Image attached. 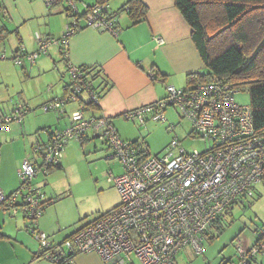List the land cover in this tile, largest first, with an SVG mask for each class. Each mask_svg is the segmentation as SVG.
Listing matches in <instances>:
<instances>
[{"label": "built area", "instance_id": "obj_1", "mask_svg": "<svg viewBox=\"0 0 264 264\" xmlns=\"http://www.w3.org/2000/svg\"><path fill=\"white\" fill-rule=\"evenodd\" d=\"M60 1L74 14V21L67 25L60 39L42 38L35 33L38 48L26 54L30 62L45 52L49 44H59L66 58L67 37L79 26L80 16L76 0H43L47 7ZM106 6L103 2L85 6L81 16L84 24L114 30L110 17L116 13H109V17ZM15 63L20 64L21 59L15 57ZM84 71L82 66L66 63L71 85L64 97L55 98L45 109H59L65 102L79 101L81 95L97 102L99 94ZM192 86L178 89L167 85L164 98L128 111L125 116L142 122L145 113H150L153 119L163 120L162 108L174 102L190 121L192 134L212 140L217 146L213 152L188 151L175 137L162 154H141L133 144L119 137L112 122L105 117L86 118L84 104L71 112L70 123L64 131L52 132L45 143L36 142L33 150L40 155L44 165L42 173H45V165L59 162L67 140L79 138L90 127L99 128L101 139L123 166L122 174L107 178L115 184L119 204L76 230L62 245H54L38 228L31 230L42 256L54 264H73L75 255L92 251L102 261L116 257L125 264L131 262L134 255L140 264H174V254L179 247L190 244L196 251H202L200 242L205 239V232L226 207L235 201L242 204L253 196L255 183L264 185V134L253 133L250 105H238L231 88L216 79ZM15 118L16 114L0 116V131L8 128ZM38 168L34 161L22 160L17 170L21 186L12 194L0 189L1 208L10 207L7 212L15 214L16 202H20L18 205L25 218L41 216L44 195L31 184ZM260 246L264 248V235ZM245 250V247L239 250L241 255ZM255 250L257 248L252 252Z\"/></svg>", "mask_w": 264, "mask_h": 264}, {"label": "rangeland", "instance_id": "obj_2", "mask_svg": "<svg viewBox=\"0 0 264 264\" xmlns=\"http://www.w3.org/2000/svg\"><path fill=\"white\" fill-rule=\"evenodd\" d=\"M94 1L76 0L78 12L82 10L85 2ZM117 1L107 0L105 3L114 9L116 7L113 6ZM58 10L57 6L51 7L50 14L44 18L43 27L37 29V32L40 31L42 35H49L54 39L62 36L67 24L73 22L75 17L67 16L66 12L58 13ZM80 21L84 23L83 18ZM19 38L22 40L21 45L25 40L27 43L32 42L34 31L31 32V38L28 33L24 35L10 33L1 44L0 95L7 90L9 93H14L13 100L10 101L8 98L4 103L0 102V109L4 112L3 105L9 104L8 108H11L12 103L24 100L28 111L23 116L20 125H22L25 136L30 140L28 149L29 154L32 155L36 141L46 142L50 131L62 132L69 124L71 108L68 104L65 105L67 111H63L64 103L59 113L58 110H45L43 101L50 102L51 99L64 97L67 92L62 90V84L70 82V78L60 57L49 61L50 66H43V69L35 62L30 64L27 59L20 58L23 65L22 63L14 64L13 50L18 45ZM41 55L48 56L40 53L39 56ZM234 99L238 104H249V95L246 90L234 93ZM70 102L78 103L77 101ZM164 115L166 118L164 121L154 120L147 115L144 122L127 119L125 116H116L112 118V124L115 129L123 125L127 136L118 131L120 136L126 141H134L135 143L132 144L136 148L140 147L151 155L161 154L174 137L180 139L182 146L188 151L192 149L205 151L212 145V140L201 138L197 134L189 135L191 123L180 114L177 106H168L164 110ZM11 124L12 122L9 127ZM86 133L87 138L83 141L69 139L64 144L60 158L61 168L48 169L46 167V173H42V168H40L33 178V187L40 184L38 187L45 192V199L50 200L41 216L37 219H23L10 215L13 219L22 222L16 234L24 233L35 241L37 246L39 243L31 233V229L36 226V223L39 224L40 219H45L54 226L49 232L39 229L45 232L50 240L57 242L66 233L98 218L120 200L114 182L107 181V176H118L123 172L120 159L112 156L111 149L100 136L95 137L101 133V129L96 131L90 128ZM40 160L39 156L38 161ZM17 180L18 187L20 180L19 178ZM253 192V196L247 198L242 204H233L229 208L220 221L224 227L220 233H217L216 229H211V233L216 236L210 241L203 242L202 253H195L190 247L183 248L176 255V263L223 264L226 259H231L233 263H236L238 247H251L256 240L258 230L264 229V185L262 182L254 184ZM132 259L133 264H140L133 255ZM256 261L255 264H264V250L257 254Z\"/></svg>", "mask_w": 264, "mask_h": 264}, {"label": "crops", "instance_id": "obj_3", "mask_svg": "<svg viewBox=\"0 0 264 264\" xmlns=\"http://www.w3.org/2000/svg\"><path fill=\"white\" fill-rule=\"evenodd\" d=\"M95 1L85 2L82 10L80 12L77 10L80 25L67 37L66 59H62L59 44H49L42 53L48 56L41 55L33 61L43 69V66H50L49 61L60 57L64 65L70 63L75 66H94L95 70H100L101 76L97 81L103 78L108 86L102 91L98 106L89 108L85 102L86 96L81 95V100L77 104L63 103L64 112L67 111L66 104L71 108V112L81 109V104H84L86 108L83 107V115L86 118L101 116L112 122L113 117L123 116L130 110L163 98L167 84L176 88L186 87L188 72H206V67L191 40V29L176 8L174 0H142L147 7L145 19L133 23L123 11L117 15V22L113 24L112 31L85 26L80 21L85 6H92ZM125 1L118 0L116 4L119 6L115 4L114 9L108 5L111 12L117 10ZM53 6H57L58 13H65V7H68L64 1L57 2ZM51 7H47L43 0H0V29L5 27L22 35L28 33L29 38L34 31L32 42L27 43L25 40L24 44L22 43L23 52L32 53L37 50L38 45L37 41L35 42V33H39L42 38L50 37L42 35L40 31L37 32V29L43 27L44 18L50 14ZM65 14L68 15V11ZM21 58L27 59L24 55ZM152 74L155 78H152ZM67 83L69 85V82L62 84V90L66 92L68 86L66 90L64 87ZM13 93L5 91L0 95V102L4 103L8 98L10 101L13 100ZM54 99L48 101L49 103L44 100V106L50 105ZM3 106L4 112L0 109V116L17 115V118L10 121L12 122L10 127L0 131V188L7 193L17 187V170L24 158L35 161L38 165L41 160L38 161L40 155L34 150L32 155L29 154L30 140L25 136L20 125L28 111L24 100L12 103L11 108H8L9 104ZM61 106L59 109H48L58 110L61 113ZM116 130L127 136L123 125H119ZM42 192L45 199V192ZM16 216L23 218L21 212ZM21 225V221L13 219L7 211L0 208V231L6 236L0 238V264H54L52 260L40 254L39 246L35 241L24 233H19L20 236L16 234ZM36 227L48 232L52 231L51 227L54 228L45 219H40ZM81 227L66 233L60 241H51L59 247L66 238ZM73 264L106 263L97 253L91 251L75 255Z\"/></svg>", "mask_w": 264, "mask_h": 264}, {"label": "trees", "instance_id": "obj_4", "mask_svg": "<svg viewBox=\"0 0 264 264\" xmlns=\"http://www.w3.org/2000/svg\"><path fill=\"white\" fill-rule=\"evenodd\" d=\"M100 2L105 3L107 2V0L95 1V3H100ZM174 4L176 8L179 10L185 22L190 27L191 40L195 45L204 66L206 67V72L203 73L198 71L188 72L186 75L187 84L186 87H184L183 89L191 88L193 87L192 85H194L197 82H201L203 80L216 79L221 83L227 84L231 88L233 99H234V93H236L237 91L246 90L249 95V105L251 108L253 133L255 135L264 134V0H174ZM106 5H107L106 14H109L111 11L109 10L108 3ZM68 9L69 7H65V12L68 11L67 16H73L74 14H71ZM123 11L127 13L128 17L132 20L133 23H136L140 20L145 19L147 7L142 2V0H126L125 3H123L117 10L111 12V14H113L114 12L116 13L114 17L113 16L110 17V14L108 15L113 20V24L117 22V15ZM210 14L213 15L210 16ZM67 25L70 26L71 22H69ZM12 32L16 34L15 30L11 31L6 29L5 27L0 29V48H1V44L5 41L8 34ZM23 50L24 49L23 46L21 45V40L19 38L18 46H16L13 50L12 58L14 59V62H15V57L21 58L22 55L26 57V54L28 53L23 52ZM60 53L62 54L61 49H60ZM37 57L35 58V60L37 59ZM62 59L64 60L66 58L62 57ZM82 67H84L85 70L84 72L89 74L90 80L94 83V89L98 92L99 94L98 96L100 99V97L102 96L101 95L102 91L108 86L106 82L103 80V78L101 81H97V79L101 76L100 70L97 69L95 70L94 66L93 67L82 66ZM67 86L68 83L64 87V90L67 89ZM98 87L101 88L98 89ZM166 95L167 92L165 96ZM98 101L93 102L91 100L89 101L87 100L85 102L89 108H96L98 106ZM173 105L178 107L176 103L170 102L166 104L164 108H162V113L164 116L163 120L161 119H154V120H160V121L166 120L164 115V110L168 106H173ZM178 109L180 114L183 116L182 110L179 107ZM147 115L151 117L150 113H145L142 122H144L145 116ZM123 116H125V114H123ZM50 133L51 132H49V134ZM189 135L190 136L193 135L192 131L189 133ZM98 136L100 135L97 134L95 137ZM86 138H87V134H82L79 136V139L81 141H83ZM121 139L124 140L123 138ZM127 142L131 144L135 143L134 141H127ZM216 147L217 146L212 142V145L209 146L208 149H206V151L213 152L216 149ZM137 149L141 154L149 155L148 151L141 149L140 147ZM155 155H160V154H155ZM34 163L39 167L38 170L44 166L42 165V160L39 165L35 161ZM46 167L48 169L52 167L61 168L62 165L61 162L59 161L57 163H52L47 166L45 165V168ZM112 176L116 177L117 175H112ZM17 178H19L18 175ZM109 182H113V181H109ZM20 186H21V181L19 182V186L16 187V189H14L11 192H7V193L4 192V193L12 194L15 191H17V189L20 188ZM45 202L47 205L50 203V200H45L44 203ZM18 204H20V202H16L17 212L15 214L8 213L9 215L16 216L18 212H21L22 214V211L20 210L21 208L19 207ZM233 204H238V203L237 201L230 203L226 207L225 212H223L215 221V223L209 228L208 232L207 231L205 232L206 237L204 240H201L200 242L202 251H203V242H205V240L210 241L212 238L216 236L211 233V229H216L217 233H220L223 230L224 227L221 225L220 221L222 217L229 211V208ZM44 207L45 206L43 205V209ZM2 209L4 211L7 210L9 211L10 207L9 208L3 207ZM22 217L23 219L25 218L23 214ZM36 228L37 227L35 226L31 230L33 231ZM263 231L264 229L258 230V234L254 244L251 247L246 248V250L244 251V255H241L239 251L241 247H238L239 249H238V256L236 263H233L231 259H226L223 262V264H255L257 262L256 261L257 254L264 250V248L260 246L262 236L264 235ZM1 237H6V236L0 231V238ZM187 247H190L195 253H202V251L200 252L196 251L190 244H184L175 251L174 260H173L174 264H177L176 263L177 253L181 249ZM243 248L244 247H242V249ZM253 248H257V250L252 252ZM103 262L106 264H122L120 261L117 260L116 257ZM125 264H133V259L131 260V262L129 263L126 262Z\"/></svg>", "mask_w": 264, "mask_h": 264}, {"label": "clouds", "instance_id": "obj_5", "mask_svg": "<svg viewBox=\"0 0 264 264\" xmlns=\"http://www.w3.org/2000/svg\"><path fill=\"white\" fill-rule=\"evenodd\" d=\"M69 10V9H68ZM78 10V9H77ZM70 12V11H69ZM71 13V12H70ZM71 14H73V13H71ZM110 14H111V12H110ZM77 15H78V13H77ZM74 16V15H73ZM152 78H155V76L153 77V74H152ZM71 85V80H70V83H69V85H68V89H69V86ZM168 85V84H167ZM167 85H165V88H166V86ZM173 86V85H172ZM175 87V86H174ZM176 88V87H175ZM81 99H80V97H79V101H80ZM78 102V101H77ZM154 102V101H153ZM149 104V103H148ZM143 106V105H142ZM141 107V106H140ZM127 113V112H126ZM126 113H124V114H126ZM111 121V120H110ZM114 126V125H113ZM87 134V133H86ZM150 155V154H149ZM153 155H155V154H153ZM39 188V187H38ZM41 189V188H40ZM42 190V189H41ZM43 195H44V193H43ZM44 197V196H43ZM45 200V199H44ZM120 201V200H119ZM118 205V204H117ZM116 205V206H117ZM115 207V206H114ZM113 208V207H112ZM111 208V209H112Z\"/></svg>", "mask_w": 264, "mask_h": 264}]
</instances>
